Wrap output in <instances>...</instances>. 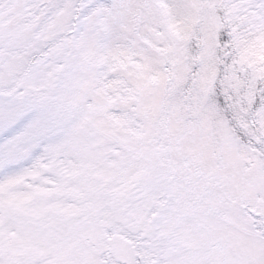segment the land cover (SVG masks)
<instances>
[{
  "label": "snow or ice",
  "instance_id": "1",
  "mask_svg": "<svg viewBox=\"0 0 264 264\" xmlns=\"http://www.w3.org/2000/svg\"><path fill=\"white\" fill-rule=\"evenodd\" d=\"M0 264H264V0H0Z\"/></svg>",
  "mask_w": 264,
  "mask_h": 264
}]
</instances>
